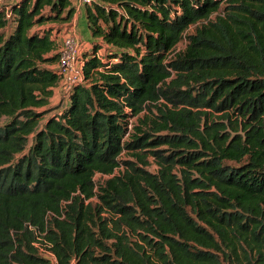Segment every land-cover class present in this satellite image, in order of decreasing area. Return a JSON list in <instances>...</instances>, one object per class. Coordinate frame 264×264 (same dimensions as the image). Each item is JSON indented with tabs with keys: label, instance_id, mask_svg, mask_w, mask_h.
Returning a JSON list of instances; mask_svg holds the SVG:
<instances>
[{
	"label": "trees",
	"instance_id": "trees-1",
	"mask_svg": "<svg viewBox=\"0 0 264 264\" xmlns=\"http://www.w3.org/2000/svg\"><path fill=\"white\" fill-rule=\"evenodd\" d=\"M75 15L0 7V264H264V0H92L44 119Z\"/></svg>",
	"mask_w": 264,
	"mask_h": 264
},
{
	"label": "built area",
	"instance_id": "built-area-1",
	"mask_svg": "<svg viewBox=\"0 0 264 264\" xmlns=\"http://www.w3.org/2000/svg\"><path fill=\"white\" fill-rule=\"evenodd\" d=\"M3 2H5V0H0V3ZM79 2L81 5L87 6L91 5L92 0H79ZM7 4L9 3H5L4 5ZM1 6L2 5L0 4V7ZM59 39L60 62L57 66V70L61 76V80L57 86V89H63L66 91L67 95H69L75 85L83 83V48L86 47L82 46L78 36L71 30L62 35ZM35 247L39 250L41 255L52 259V261L56 263V259L46 251L45 245L37 242L35 243Z\"/></svg>",
	"mask_w": 264,
	"mask_h": 264
},
{
	"label": "crops",
	"instance_id": "crops-1",
	"mask_svg": "<svg viewBox=\"0 0 264 264\" xmlns=\"http://www.w3.org/2000/svg\"><path fill=\"white\" fill-rule=\"evenodd\" d=\"M5 1H6L5 3H10L8 2L9 0H5ZM12 1L15 2L17 0H11V2ZM71 2H72V6L76 9V15L73 22L74 27L72 29V32H74L78 36V38L82 43V46L88 47L89 44H91L92 42L88 23H87V28H83L82 26V19L83 18L86 19L85 16L86 6L81 5L79 0H71ZM58 91L59 89L55 88V96Z\"/></svg>",
	"mask_w": 264,
	"mask_h": 264
},
{
	"label": "rangeland",
	"instance_id": "rangeland-1",
	"mask_svg": "<svg viewBox=\"0 0 264 264\" xmlns=\"http://www.w3.org/2000/svg\"><path fill=\"white\" fill-rule=\"evenodd\" d=\"M5 2H6V1H5ZM5 2L0 3V4H1V5H4ZM8 2L12 3L13 1L11 2V0H9ZM73 26H74V25H73ZM73 26L71 27V31H72V29H73ZM82 26H83V28H87V21H86L85 18L82 19ZM73 33H74V32H73ZM59 43H60V40H59ZM89 46H90V44H89ZM89 46H88V47H89ZM184 47H185V44L182 43V44H180V45L178 46V49L181 50V49H183ZM86 48H87V47H86ZM86 48H83V51H85ZM66 101H67V93H66L65 90L60 89V90L56 93V96H54V97L52 98V100H51L50 108H51V109H54V110H52V112H51L50 114L46 115L44 119H47L49 116L54 115V114L60 112V111L62 110V108L65 106ZM123 158H125V157H123ZM149 170H150L151 172H156L157 167H156L154 164H152V165L149 167ZM99 179H100V176H97V180H99Z\"/></svg>",
	"mask_w": 264,
	"mask_h": 264
}]
</instances>
